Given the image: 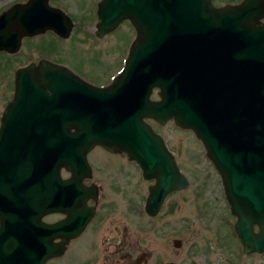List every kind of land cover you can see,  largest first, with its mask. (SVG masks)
Here are the masks:
<instances>
[{
	"label": "water",
	"instance_id": "obj_1",
	"mask_svg": "<svg viewBox=\"0 0 264 264\" xmlns=\"http://www.w3.org/2000/svg\"><path fill=\"white\" fill-rule=\"evenodd\" d=\"M97 16L98 34L123 19L136 29L125 64L108 85L88 84L46 59L13 71L12 97L0 114V216L18 213L15 197L6 198L11 190L17 193L22 175L25 188H35L37 213L58 207L54 190L61 189V200L68 185L59 167L84 164L94 144L125 152L144 178H153L144 211L156 214L168 193L188 185L161 135L144 120L171 118L200 140L220 175L242 252L264 251V0L218 7L211 0H99ZM70 25L69 17L47 0L13 2L0 11V51L13 53L23 35L48 28L66 35ZM225 29L229 69L214 85L210 38ZM152 85L160 86V100L148 99ZM83 196L73 206L79 204L74 212L84 211L85 218L72 235L92 214ZM63 240L55 247L42 241V254H60ZM6 255L0 244V264H18Z\"/></svg>",
	"mask_w": 264,
	"mask_h": 264
},
{
	"label": "flooded vegetation",
	"instance_id": "obj_2",
	"mask_svg": "<svg viewBox=\"0 0 264 264\" xmlns=\"http://www.w3.org/2000/svg\"><path fill=\"white\" fill-rule=\"evenodd\" d=\"M98 1L92 0L91 7L88 10H82L83 13L80 14V18L77 20V16L65 11L62 6L60 7L56 2L52 3V1L47 0L48 5L59 8L69 17L70 28L66 35H62L50 28L31 35H23L20 38L17 51H20L23 46L28 56L26 57L27 61L21 65L23 66L28 62H34L37 65L40 59H46L66 67L72 74L88 84L100 87L108 85L124 66L133 41L136 38V29L128 19H123L112 29L98 34L96 28ZM211 1L215 7H218L224 3L237 2L238 0L216 3L213 0ZM55 18L57 24L63 28L64 24L61 19L58 20L59 16ZM216 18L218 21L219 16H216ZM123 23L127 24V30L124 35H121L120 26ZM110 35L112 36L111 42L107 46L99 47V45H104L99 42H102ZM30 40H33V42L28 43L27 41ZM228 42L227 29L219 33L214 32L213 37L210 38L211 49L209 48V52L211 53L209 54L208 65L214 85L220 79H223L224 73L227 75L229 69L231 47L228 46ZM106 56L110 58L107 64H105L104 59ZM109 61H111L110 64L113 68L108 69L109 71H104L106 66H111ZM74 87L78 86L74 85ZM12 92L5 103L12 97ZM147 97L151 101L160 100V86L152 85ZM144 120L150 125L164 124L170 120L173 122L171 118L164 123H158L152 117H145ZM169 150L171 151V149ZM84 160V164L79 166H72L71 168L59 167L60 178L65 179L68 184L63 187L65 189V196L61 198L63 202L60 200L61 189L55 188V199L59 205L43 214L37 213L36 210L34 201L35 188L26 189V178L24 175L18 177L19 186L16 190L17 193L11 190L6 199L9 201L15 197L19 211L15 216H9V214L0 216V244L4 248L5 255L7 254V259H16L15 262L18 264H40V258L44 255L43 264H115L117 262L127 264L130 262L131 253L136 248H139V244L134 231L124 220L133 218L136 221L137 216H110L115 213L114 209L117 207L116 200L113 199L112 194H115V191H120L121 188L118 189L116 187V182L123 178L126 181L123 186L129 187V189H124L122 196H130V201L127 200L128 205L131 206L133 203L132 206L134 205L133 209L135 212L138 209L137 202L139 197L144 211L148 185L153 182V178H144L140 166L134 159L129 158L125 152L112 151L100 144L92 145L85 152ZM122 161L127 162L130 166L120 165L119 163ZM178 169L181 171L179 166ZM107 176L110 177L106 179ZM32 177L35 184V175L33 174ZM104 179L107 182V190H104L101 185L105 181ZM80 187L82 191L79 189ZM108 194L112 196H108ZM11 195L12 197H10ZM82 195H84V206L91 207L92 214L80 231L76 235H72L73 231L76 230L74 228L80 225V220L85 218L84 211L78 212V210L76 211L77 213L74 212L79 204L78 206H73V203L79 201ZM73 196L77 198H73ZM75 215H78V217ZM146 217L149 219L148 223H146L148 224L147 227L151 229V219L156 216L148 215ZM233 217L236 219V216ZM252 228L254 231L257 230L255 224H253ZM62 237H64L63 251L60 254L50 253L47 255L48 250L43 251L42 254V241L46 245L49 244L50 247H55L60 243ZM97 247L101 252L99 256L91 253L87 258H79L77 255L81 250L93 252ZM145 253H148V250H145ZM252 253L261 252L253 251L245 254ZM133 262L138 261L134 260Z\"/></svg>",
	"mask_w": 264,
	"mask_h": 264
},
{
	"label": "rangeland",
	"instance_id": "obj_3",
	"mask_svg": "<svg viewBox=\"0 0 264 264\" xmlns=\"http://www.w3.org/2000/svg\"><path fill=\"white\" fill-rule=\"evenodd\" d=\"M17 1L24 0H0V11ZM50 1L77 16V20L83 13L82 10H88L92 3V0ZM213 1L216 3L236 0ZM126 30L127 24L123 23L120 26V34L124 35ZM111 38L110 35L99 42L104 44L99 47L107 46ZM24 50L22 46L20 51L13 53L0 51V112L12 92L14 68L27 61L28 55ZM104 59L107 64L110 58L106 56ZM112 68V65L106 66L104 71ZM151 125L173 152L175 161L188 180V185L164 197L158 211L152 215L156 217L151 219L150 229L146 224L149 219L143 211L142 201L138 197V209L135 212L133 203L128 205L130 196H122L123 190L129 189L123 186L126 181L120 178L116 182V187L121 189L112 194L117 207L114 209L115 213L110 216H137L136 221L133 218L124 220L134 231L139 244V248L131 253L130 262L127 264H163L167 260L176 264H264V251L252 254L241 251L233 228L234 215L228 209L220 175L206 156L200 140L191 130L180 128L171 120L164 124ZM119 164L130 166L124 161ZM106 179L101 184L104 190H107ZM145 250H148V253H145ZM82 251L84 250L77 254L79 258H87L91 253L98 256L101 254L98 247L93 252ZM134 260L138 262L134 263Z\"/></svg>",
	"mask_w": 264,
	"mask_h": 264
}]
</instances>
